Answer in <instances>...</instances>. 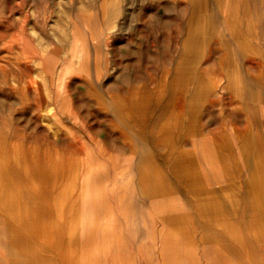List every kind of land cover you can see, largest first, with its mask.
Masks as SVG:
<instances>
[{
  "label": "bare ground",
  "instance_id": "1",
  "mask_svg": "<svg viewBox=\"0 0 264 264\" xmlns=\"http://www.w3.org/2000/svg\"><path fill=\"white\" fill-rule=\"evenodd\" d=\"M184 4L177 54L163 70V83L131 86L110 100L96 99L100 108L110 109L129 154L119 158L102 142L105 156L89 148L77 109L66 104L67 118L80 122V130L65 135L64 186L59 187L57 160L51 171L56 188L73 195L69 211L75 217L79 208L87 230L97 221L105 235L118 227L120 236L161 238V252L169 260L195 254V244L209 238L197 228L174 232L170 225L175 222L227 228L239 225L248 212L250 217L264 213V0ZM119 11L116 3L103 0L100 17L95 22L86 18L91 31L105 36L104 49L110 45L106 31L116 25ZM86 52L84 48L82 70H88ZM137 138L143 147L136 150ZM32 153L18 145L6 150L0 143V192L6 195L5 211L14 223L22 211L11 205V192L44 188L33 176L44 171L45 163L39 161L33 169L37 162H32ZM74 222L69 227L73 234L79 231L77 219ZM181 239L188 244H179ZM201 248L208 253L206 246Z\"/></svg>",
  "mask_w": 264,
  "mask_h": 264
},
{
  "label": "rangeland",
  "instance_id": "2",
  "mask_svg": "<svg viewBox=\"0 0 264 264\" xmlns=\"http://www.w3.org/2000/svg\"><path fill=\"white\" fill-rule=\"evenodd\" d=\"M101 1L0 0V143L6 150L18 145L28 154L32 151V162H37L35 170L39 161L45 163L44 171H35L33 176L40 187L61 190L56 188L51 173L53 160L60 163L59 187L65 184V135L70 129L80 130V122L67 118L66 104L77 109L75 116L83 121L89 148L105 156L99 145L102 142L106 150L117 152L121 158L130 152L128 143L117 136L118 127L112 123L110 109L100 108L96 99L110 100L111 96L125 94L131 86L148 84L153 88L162 84L163 70L172 65L177 54L185 0H108L120 11L116 25L106 31L110 36L106 49L105 36L91 31L86 23L87 16L94 22L100 17ZM84 48L87 52L83 61L88 70H82ZM211 113L216 115L215 110ZM134 145L136 150L143 147L138 138ZM244 200H248L247 195ZM252 215L248 212L243 221L254 222L248 221ZM256 215L262 216L257 219L262 221L264 213ZM225 229L215 227L214 235L211 230L208 253L202 252L203 242L199 241L195 254H182L179 261L163 255V264H208L209 254L222 240L239 247ZM178 241L183 246L188 244V240ZM260 248L264 244L247 241L237 251L251 258V253L260 252Z\"/></svg>",
  "mask_w": 264,
  "mask_h": 264
},
{
  "label": "crops",
  "instance_id": "3",
  "mask_svg": "<svg viewBox=\"0 0 264 264\" xmlns=\"http://www.w3.org/2000/svg\"><path fill=\"white\" fill-rule=\"evenodd\" d=\"M5 196L0 192V264H163L161 243L159 244L161 238L120 236L118 227L112 228L105 235L102 224L97 221H92L87 230L86 221H83L79 208L75 217L74 213L69 211L73 195L68 190L39 188L23 190L22 194H18V191L11 192V205L17 212L22 211L18 215L20 220L15 223L8 219L5 211ZM58 197L63 198V201L57 200ZM44 215H47L48 219ZM250 218L248 221L255 219L254 222L241 221L239 225L227 226V236H235L234 241H238L239 247L233 248L226 240H222L217 248H213L215 251L209 254L208 264H247L246 261H252L250 264H264V248L258 249V253H251V258L237 251H240L242 244L247 241L264 244V217L262 221H257L261 218L259 216ZM75 219L79 224V231L73 234L69 227L75 223ZM184 227L203 230L208 237L211 230L212 235L215 231L214 227L183 224V221L170 225L174 232L175 229L180 232ZM22 233L26 236L22 237ZM208 239L202 243L207 248ZM72 258L74 260H71ZM199 260L203 259L196 258V261Z\"/></svg>",
  "mask_w": 264,
  "mask_h": 264
}]
</instances>
